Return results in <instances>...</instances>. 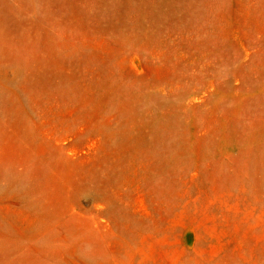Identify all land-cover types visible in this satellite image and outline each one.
<instances>
[{"label":"rangeland","instance_id":"1","mask_svg":"<svg viewBox=\"0 0 264 264\" xmlns=\"http://www.w3.org/2000/svg\"><path fill=\"white\" fill-rule=\"evenodd\" d=\"M37 200L58 256L0 222V264H264V0H0V209Z\"/></svg>","mask_w":264,"mask_h":264},{"label":"bare ground","instance_id":"2","mask_svg":"<svg viewBox=\"0 0 264 264\" xmlns=\"http://www.w3.org/2000/svg\"><path fill=\"white\" fill-rule=\"evenodd\" d=\"M247 16H248V14H247ZM68 48L73 53H75V52H77L79 50L87 49V47L85 45H82V46L72 45V46H70ZM25 62H26V60H25L24 57H21V58L18 59V61H17V71H18V73H21L22 68L25 66ZM72 91H74V86L72 88ZM12 179H14V178H12ZM191 183L192 182H190V184ZM212 205H214V204H211V206ZM28 207L30 209L29 213H31V214H28V215H24L21 212H14V211H10V210L0 209V222L2 224V229L4 230V235L6 236V243L7 244L12 243V238L16 237V238L19 239V241H18L19 245L25 248V254L27 256L31 255L30 253L32 251H38V249H39V250H41L40 253H42L43 255L46 254V255H49V256L57 257L58 254H59V251L56 250L51 245H49L46 241H44L43 239H41V240L37 239L36 241H34V239L32 240V235L42 225H44L45 221L47 220L46 214H45L46 213L45 212L46 211L45 203L43 201L37 200V201H33V203H31L30 206H28ZM207 208H205V209H207ZM120 212H122V214H124L123 212H127V211H125L123 209V210H120ZM139 222H138V224H139ZM141 223H144V222L141 221ZM172 231L173 232L175 231V227L172 229ZM208 231L209 230L206 227H204L203 225H201V224L196 227V234H197V242H196V246H195L196 248L202 246L206 242V240L208 238V235H209ZM55 235H56V233H52L50 237H53ZM28 237L31 238L30 239L31 242L30 243L27 242V244H26V240H27ZM50 237L47 238V240H49ZM209 238H208V240H209ZM154 250L155 249H153V248H150L148 250V254H146L145 257H144V260H142V264H151L152 254H153ZM187 250L185 252L190 253V251L189 250L187 251ZM184 254H186V253H184ZM153 255H155V254H153ZM187 255L188 254H186L185 256H187ZM40 257H41V254H38V258H40ZM95 259H97V258L95 257ZM153 263L154 262H152V264ZM10 264H15V263H10Z\"/></svg>","mask_w":264,"mask_h":264}]
</instances>
